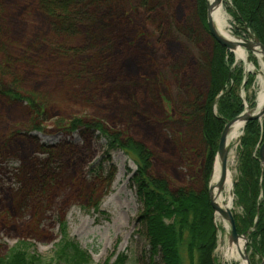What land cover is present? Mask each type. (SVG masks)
I'll list each match as a JSON object with an SVG mask.
<instances>
[{"label": "rangeland", "instance_id": "374dc122", "mask_svg": "<svg viewBox=\"0 0 264 264\" xmlns=\"http://www.w3.org/2000/svg\"><path fill=\"white\" fill-rule=\"evenodd\" d=\"M162 2L145 12L136 0H126L124 15L78 25L71 38L78 55L62 59L55 46L60 39L37 0H0V86L30 98L38 109L35 114L0 94V257L26 241L31 253L50 260L65 221L68 235L89 252L94 264L121 254L134 264H163L150 258L136 164L122 150L109 151L98 133L67 132L75 119L101 121L152 153L154 177L168 180L174 190L204 189V148L192 103L195 92L207 86L199 56L211 39L200 43L195 34L179 33L188 22L200 26L195 0ZM222 7L232 37L254 41L249 29L235 22L232 1L224 0ZM99 31L108 43L99 41L90 50L89 39ZM245 51L247 61L234 58L245 74L253 75L240 96L255 98L249 112L254 114L264 66L259 55ZM75 72L84 75L77 81L71 77ZM243 135L228 143L234 217L242 214L234 185L240 177ZM215 224L216 263L240 264L226 256L228 224L219 216ZM247 256L251 264L264 263V255L252 249Z\"/></svg>", "mask_w": 264, "mask_h": 264}, {"label": "trees", "instance_id": "16d2710c", "mask_svg": "<svg viewBox=\"0 0 264 264\" xmlns=\"http://www.w3.org/2000/svg\"><path fill=\"white\" fill-rule=\"evenodd\" d=\"M142 9L152 12L162 0H136ZM234 8V20L253 34L264 46V0H231ZM126 0H37V7L46 14L52 29L59 37L55 45L62 59L78 55V49L71 38L77 34L78 25L85 22L100 23L99 18L111 20L117 13L124 15ZM195 14L199 27L193 28V22L180 31L182 35L195 34L196 42L211 39V45L199 56L200 71L205 73L207 86L203 92L194 94L195 130L201 138L204 153L201 171L205 187L197 192L181 187L174 190L166 179L152 175V153L140 142L124 137V134L111 132L103 122H84L75 119L69 122L67 132L98 133L106 140L110 150H122L137 166L135 181L137 194L145 207L142 216L145 236L150 247V258H156L163 264H217L214 253L218 245V232L215 224L209 194L208 183L213 172L218 144L225 126L245 111V103L255 107V98L240 96V90H248L253 75L245 74L242 66L237 65L235 56L219 45L210 36L207 29V0H195ZM154 6V7H153ZM161 6V5H160ZM151 10L149 11V9ZM233 12V11H232ZM89 13H92L89 16ZM102 25V29H107ZM196 27V26H195ZM194 29V30H193ZM101 30V28H100ZM104 32V31H103ZM97 33L89 39L90 50L97 42L106 44L105 32ZM198 35V37H196ZM209 35V36H208ZM112 43H109L111 45ZM70 47V48H69ZM5 66L11 67V57H7ZM74 74V75H73ZM83 73H72L78 81ZM0 94L11 103L25 104L35 114L38 109L30 98H23L18 92L0 86ZM264 143V117L261 121H250L244 128L240 141L239 172L240 177L234 185L236 206L242 214L235 216L237 232L247 235L250 249L264 255V167L259 159V148ZM96 206V204H95ZM61 238L55 245L53 257L44 259L29 251L26 241L0 257V264H94L87 250L72 239L67 232L65 221L60 223ZM105 264H134L129 257L121 254L114 261ZM136 264V263H135Z\"/></svg>", "mask_w": 264, "mask_h": 264}, {"label": "water", "instance_id": "95a60500", "mask_svg": "<svg viewBox=\"0 0 264 264\" xmlns=\"http://www.w3.org/2000/svg\"><path fill=\"white\" fill-rule=\"evenodd\" d=\"M223 1L224 0H214V2L212 4H210L208 1V5H207V28H208L210 36L213 38V40L215 42H217L219 45H221L222 47H224L225 49H227L228 51H230L232 53L234 52V50H236V48L238 46L244 48L245 50H247L249 52H254L256 49H259L258 52L262 56L263 66H264V46L260 43V41L258 39H255L254 41L244 40V41H240V42H229V41H226L224 38H222L218 34V32L214 26V23L210 17V12L215 6L221 5L223 3ZM250 110H251V107L246 106V112L243 113L242 115H240L239 117H237L236 119L230 121L225 126V128L221 134L219 144H218V151H217V155H216V160H215V164L217 162V163H219V165L221 167V176H220L219 183L217 184L218 190L223 189L224 184L226 182L227 173H228V156H229V153H228V136H229L231 128L233 127V125L237 121H239L241 119H243L244 124L246 125L250 121L262 120L264 117V108L259 113H256V114L255 113L250 114L249 113ZM259 159H260V161L264 167V143L261 145V147L259 149ZM208 194H209V199H210V203H211L213 210L225 222H227L229 227H230V242L237 244L240 239L245 240V251H244V254L241 255V258L243 260H248V264H251L249 262L247 252H246L247 238L245 236H240L238 234L236 221H235L233 213L231 212L230 209L222 208L218 205V203H216V198L213 195V188L212 187L209 188Z\"/></svg>", "mask_w": 264, "mask_h": 264}, {"label": "bare ground", "instance_id": "6f19581e", "mask_svg": "<svg viewBox=\"0 0 264 264\" xmlns=\"http://www.w3.org/2000/svg\"><path fill=\"white\" fill-rule=\"evenodd\" d=\"M208 1L210 4L214 2V0H208ZM210 17L214 23V26L218 34L222 38H224L226 41H229V42H240L238 40H235L232 37L231 33L227 31V25H228L227 20L228 19L223 10L222 4L215 6L211 10ZM258 50L259 49H256L254 53H256V55H259L262 58ZM233 53H234L236 60L247 61V53L244 48L238 46L236 50H234ZM259 87H260V91L258 93L257 108L255 111V114L259 113L264 108V79L262 78L259 79ZM244 128H245V124H244L243 119L237 121L230 130V133L228 136V143L238 140L239 137L242 135V131L244 130ZM220 176H221V167L219 163L216 162L215 167H214L213 177H212V183H211V186L213 188V195L216 198V203H218L220 207L228 208L231 210L232 203H233V199H232L233 173L230 171L228 167L226 182L222 190H218L217 188V184L219 183ZM244 251H245V240L244 239H240L237 244L229 242L227 249H226V256L229 257L230 259L240 261V264H248V260H243L241 258V255L244 254Z\"/></svg>", "mask_w": 264, "mask_h": 264}]
</instances>
